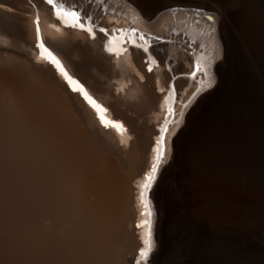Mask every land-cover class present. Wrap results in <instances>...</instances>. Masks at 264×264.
I'll return each instance as SVG.
<instances>
[{
  "label": "bare ground",
  "instance_id": "bare-ground-1",
  "mask_svg": "<svg viewBox=\"0 0 264 264\" xmlns=\"http://www.w3.org/2000/svg\"><path fill=\"white\" fill-rule=\"evenodd\" d=\"M76 1L99 14L109 5ZM109 9L130 17L138 12L145 19L141 28L171 39L158 47V68L149 73L139 50L114 58L101 33L91 39L49 27L44 0H0V264L139 259L144 229L137 225L145 219L139 185L164 115L163 87L171 79L176 89L188 85L176 75L193 70L195 62L216 84L193 104L177 136L172 140L175 126L167 134L152 193L155 251L147 264H195L206 247L217 264H232L234 237L264 225V109L256 113L262 118L252 115L264 104V0L223 6L112 0ZM36 11L46 45L126 132L105 128L55 67L38 58ZM109 20L107 13L103 25ZM183 41L203 53H191ZM129 82L130 90L119 93ZM189 88L195 90L194 81ZM237 219L243 227L232 225Z\"/></svg>",
  "mask_w": 264,
  "mask_h": 264
},
{
  "label": "snow or ice",
  "instance_id": "snow-or-ice-1",
  "mask_svg": "<svg viewBox=\"0 0 264 264\" xmlns=\"http://www.w3.org/2000/svg\"><path fill=\"white\" fill-rule=\"evenodd\" d=\"M31 2V0H30ZM44 2L51 6V10L55 15V18L60 21V23L64 27H69L73 29H79L89 34L92 39H96V32L102 33L104 38L107 39V44L105 45L106 51L114 56L123 55L127 52V48L123 47L126 43H131L136 47H140L143 49L145 53H148L149 49L147 47L148 41L143 35L139 36L140 40L144 41V44H137L136 35L138 30L133 28L131 29V36L133 37L131 40L126 39L123 35H119L122 32H127L126 29H115L117 35H113L111 30L106 29L104 27H100L95 24L91 15L86 12H82L80 6L76 3H69L68 0H44ZM98 2H102V0H98ZM209 21H214V17L211 15L207 16ZM35 31H36V39L37 43L35 45L37 51L39 52V59L43 60L52 66L58 71L59 75L63 78L66 84L69 86L70 90L81 95L85 102L89 104V106L96 112L97 117L101 124L105 128H112L116 130L118 134H122L126 132L127 129L124 127L122 122L116 121L114 119L108 118L106 113L108 109L105 108L102 104L98 103L97 100L89 94V91L85 88V86L76 78H74L65 68L62 61L58 58V56L54 53L53 50L50 49L49 46L46 45V42L41 37V29L39 25V16L37 15L35 18ZM59 30V29H57ZM119 38L121 47L118 49L113 46L114 43ZM146 64L148 65L147 70L151 72L153 70V65L155 64V60L149 56L146 60ZM196 71L203 72L205 76L208 75L206 69L200 63L196 65ZM212 87V81L206 80L201 82V86L196 89V91L192 94V96L186 101L183 102L179 106L169 105L167 108V116L165 117L164 124L159 129V135L155 140V146L153 148V160L150 165V170L145 173L143 182L139 185L141 191L139 194V199L141 204L143 205L144 211L141 213L145 219H142L141 222L137 225V227L144 229V238L142 241L143 246L139 249V259L135 261V264H147L150 254L153 250V238H152V216L153 211L149 205L147 193L151 189L153 183L155 182L159 168L161 164L164 162L167 147H166V135L169 132L170 126L179 125L181 122V118L184 115V109H186L195 99L196 95L206 88ZM171 95L175 94V90H170ZM179 107V111L177 110ZM123 143V141H122Z\"/></svg>",
  "mask_w": 264,
  "mask_h": 264
},
{
  "label": "rangeland",
  "instance_id": "rangeland-1",
  "mask_svg": "<svg viewBox=\"0 0 264 264\" xmlns=\"http://www.w3.org/2000/svg\"><path fill=\"white\" fill-rule=\"evenodd\" d=\"M181 1H182V4L188 3V6H192V4H194L195 2H201L203 4H207V3L218 4L219 3L222 6L224 4H227V0H181ZM203 8L206 9V7H204V6H203ZM100 11L102 12V9H100ZM102 13H104V12H102ZM182 43H185V41H183ZM185 45L188 46V48H191L189 46V43L188 44L185 43ZM182 48L185 51H187V47H182ZM190 52L193 53L192 50ZM128 53H130V52H128ZM170 60H172V58H170ZM144 62H145V60H144ZM171 66H174V65L171 64ZM97 79L104 80L102 77L100 78V76L99 77L97 76ZM132 85H133V83L132 82H129L128 85L125 86V90H121L122 92L120 91L119 93H125L126 90H130V87H132ZM263 99L264 98L262 97V101H264ZM260 105H261V103H260ZM260 105H257V106H260ZM257 106H256V108H257ZM263 106H264V104H262V106H260L257 109L254 108L255 110L253 109L254 112L252 113V115L254 117H256V115L259 114L257 110H259V111L261 110L260 111V113H261L262 110L264 109ZM129 114H132V113L129 112ZM263 114L264 113L262 112L261 113V116L262 117H263ZM133 115L135 116V114H133ZM186 116H185V118H186ZM257 116H259V118L261 117L260 115H257ZM184 124H185V119H184L183 125ZM259 131L258 130L256 131L257 134L261 133ZM131 139H132V137H131ZM166 145H167V143H166ZM171 152H172V148H171ZM255 163H257V161H255ZM258 164L259 163H257V165ZM205 221H206V217L205 218H204V216L201 217V222H203V224H204V231L206 230L205 228L207 227V221L206 222ZM260 223H261V225L256 224V228L254 227L255 226L254 224H253V227H250V226L247 227L248 229H246L245 234H239V235H236L234 237V239H233V243L234 244L232 243V249L234 250L232 252H234V254L232 253V255H231V257H232L231 259L233 260L232 261L233 262L232 264H264V225H262V222H260ZM244 224L245 223L242 220L237 219V220L234 221V223L232 225L234 227H236V228H239V226L241 227V225L243 227ZM262 226H263V228H262ZM176 242L177 241L175 240V244H176ZM233 245H234V248H233ZM203 247H202V249L200 248V253L203 251V249H205V246H203ZM206 251H207V253H206ZM210 251L211 250L206 247L205 252H202L201 255L198 256V259L196 260L195 264H217L216 261H215V260H217V259H215V258H217V256L214 255V257H213V253L210 252ZM209 253H211V254H209ZM200 256H201V258H200ZM212 258H214V259H212ZM169 264H171V263H169Z\"/></svg>",
  "mask_w": 264,
  "mask_h": 264
}]
</instances>
